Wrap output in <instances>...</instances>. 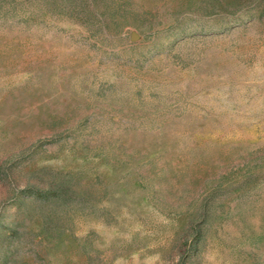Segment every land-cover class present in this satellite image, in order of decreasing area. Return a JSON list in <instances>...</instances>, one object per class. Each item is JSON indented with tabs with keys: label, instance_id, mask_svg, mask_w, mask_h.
I'll return each mask as SVG.
<instances>
[{
	"label": "rangeland",
	"instance_id": "374dc122",
	"mask_svg": "<svg viewBox=\"0 0 264 264\" xmlns=\"http://www.w3.org/2000/svg\"><path fill=\"white\" fill-rule=\"evenodd\" d=\"M0 264H264V0H0Z\"/></svg>",
	"mask_w": 264,
	"mask_h": 264
},
{
	"label": "trees",
	"instance_id": "16d2710c",
	"mask_svg": "<svg viewBox=\"0 0 264 264\" xmlns=\"http://www.w3.org/2000/svg\"><path fill=\"white\" fill-rule=\"evenodd\" d=\"M25 195L28 199L36 200L40 206L49 205V204H67L69 198L62 191H45V190H37V189H28L25 192ZM29 207L27 203H22L20 208L24 210Z\"/></svg>",
	"mask_w": 264,
	"mask_h": 264
}]
</instances>
